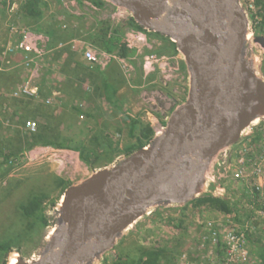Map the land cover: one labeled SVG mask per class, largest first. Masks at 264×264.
Wrapping results in <instances>:
<instances>
[{
  "label": "water",
  "instance_id": "95a60500",
  "mask_svg": "<svg viewBox=\"0 0 264 264\" xmlns=\"http://www.w3.org/2000/svg\"><path fill=\"white\" fill-rule=\"evenodd\" d=\"M103 1L126 12L121 21L131 18L175 44L188 74L187 96L177 106L171 100L165 130L147 146L68 186L44 251L30 260L13 252L16 264H98L156 208L217 196L213 160L264 121V64L250 48L239 0ZM253 41L264 48L263 35Z\"/></svg>",
  "mask_w": 264,
  "mask_h": 264
},
{
  "label": "trees",
  "instance_id": "16d2710c",
  "mask_svg": "<svg viewBox=\"0 0 264 264\" xmlns=\"http://www.w3.org/2000/svg\"><path fill=\"white\" fill-rule=\"evenodd\" d=\"M11 1L0 0V9L5 10ZM56 1L60 2V0ZM74 1L79 5L84 1L88 2L98 10L111 7L110 4L103 0ZM255 3L260 9V20L254 23L253 30L256 35L264 36V1L256 0ZM50 6V0H22L19 10L24 16V22L32 31L44 34L49 38L48 48H57L58 54L56 57H60L63 54L66 55L62 70L60 69L61 73L65 72V68H69L74 64V68L71 70L72 73L70 72L74 80L67 85L62 84L60 91L67 97L64 107L69 109V119L70 116L72 118L68 120L72 122L69 127L80 122L79 118L82 117L80 130L87 133L88 139L81 143L72 142V140L68 141V136L65 137L59 129L65 119L54 117L53 114H50V116L43 115L45 109L41 108L42 106L36 108L33 102H24L25 105H28L26 106L27 114H31L33 118L37 114L42 115L44 123H40L33 133H27L21 129V132L16 131L18 135L16 142H7L6 145L3 144L0 147V180L7 176L8 168H11V165L15 163L14 161L19 153L31 150L36 146L72 150L78 153L80 160L85 164L93 168H101L111 164L116 156L122 154L128 156L134 151L147 146L152 141V127L142 122L139 118L128 116L123 111L127 105V99L123 93H120V90L127 85V81L122 76L119 68L107 67L104 70H100L83 66L75 59L77 51L72 50V41L81 39L99 51L115 53L121 58L128 59L135 54L126 48L124 42L125 32L131 29L144 33L150 40L158 41L160 46L157 45L152 50L158 56L175 57L178 55L175 44L167 37L142 29L131 18L118 23L112 22L110 18L98 21L84 36L79 33L80 27L78 28V26L75 27L76 24L74 25L75 22H80L84 15L77 16L66 9L60 8L58 15L62 20L58 21L55 17H52L46 22L44 15L50 11ZM185 69L184 63H181L180 70L185 71ZM85 83L89 85L88 90L83 87ZM137 83L141 84V77L138 78ZM41 90L42 87L40 92ZM47 94L49 93H43V96L45 97ZM98 99L111 108V113L108 116L102 114L103 107L96 103ZM82 102L92 105V108L89 107L90 109L83 111L81 109ZM52 119L53 122L54 120L57 121V126H53L54 124L50 121ZM261 123L259 130L253 137L254 142L264 140V121ZM1 128L2 124L0 123V130ZM124 128L127 131L125 140L127 142L122 144L121 134ZM1 134L3 132L0 131ZM115 135H117L116 139L114 138ZM68 186L69 184L64 180L55 178V187L65 190ZM248 198L254 208L264 211V190H254L253 197ZM47 200V194L34 193L29 198L26 197V200L18 201L15 204V211L20 216L19 223L21 224H19L20 226L17 225V227L19 228L18 235L21 236V239L36 227L40 229V232L48 227L49 222L44 215ZM190 205L193 208L204 206L224 215H231L236 212V208L227 197L220 198L212 195L200 197L185 204L183 209H187ZM155 213L158 216L160 215L159 211ZM168 220L170 224L174 221L172 218ZM236 220L237 218L234 221ZM182 223L183 221L179 220V224L175 226L178 228ZM250 232L246 233V239L249 242L253 238V233ZM252 243L257 249L255 256L258 263L264 264V240L256 239ZM172 248L168 246L147 248L136 241L124 246V241L122 240L115 248L119 250V253L112 260V264H175L177 252L175 248ZM13 249L19 250V248L12 247L10 241L0 238L1 264H6L8 253ZM103 264H106V261Z\"/></svg>",
  "mask_w": 264,
  "mask_h": 264
},
{
  "label": "rangeland",
  "instance_id": "374dc122",
  "mask_svg": "<svg viewBox=\"0 0 264 264\" xmlns=\"http://www.w3.org/2000/svg\"><path fill=\"white\" fill-rule=\"evenodd\" d=\"M50 1V11L46 12L44 15L46 22H48L47 20H50L52 17L61 21L62 19L58 15V10H60V8H68L69 10H72V12H77L79 15L82 14V16L84 15V18L81 20V22H83L82 25L75 26H78V28L80 27L79 33L89 31L93 26L92 24H94V19L98 20L99 18H104L103 14L106 15V12L104 13L101 10L93 9L91 7L92 5L85 1L81 5L74 0H60V2H57L56 0ZM69 2L73 3L69 4ZM239 2L240 5L243 6L247 0H239ZM65 4H68L67 8L65 7ZM9 17L11 19H9ZM1 18L2 19L0 20L2 21L3 28L6 32L8 23L12 21V19L15 21V19L12 18L7 9L3 12ZM15 18L20 24L28 27L22 20L23 18L21 15H17ZM29 22L31 23V21ZM28 28L31 29L30 27ZM146 38L148 39L147 42H149L148 47L144 48L142 52L153 53L152 50H154L159 42L153 39L150 40L148 37ZM177 56L181 58L180 62L183 63L182 56H180L179 53ZM181 63L180 66L177 64L179 69L181 67ZM133 64L135 68V66L139 64V61H136ZM136 71L137 74L134 76V83L136 86H139V88L133 90L131 88L129 89L127 85L124 86L125 89L126 87L129 89H127L128 91L126 93L127 105L123 110L128 116L132 118H139L142 122L149 124V120L152 118H157L158 120L167 119L174 107L185 101L188 88V74L186 69L185 71L180 70L181 74L178 79L165 81V85L162 84V77L158 74H156V76H154L151 80L144 82L142 73H139L138 66ZM70 72L69 68H65V72L63 74L68 78V82L62 83L63 85L69 84L71 81L70 78L73 79ZM49 73L46 72V75H50ZM139 77H141V84L137 83ZM62 84L59 83L58 86L52 84L51 89L48 90V93L56 91V95L52 93L53 96L51 97L55 99L50 105L45 104L44 100H42V97H44L43 92H39V104L35 107L40 108L42 106L41 108L45 109L43 115L50 116V114H53L54 117L56 116L57 118L66 120H64L63 125L59 129L65 137L68 136V141L72 140V142L78 143L84 142L88 139V136L85 131L83 132V130H80V122L83 120L82 117L79 118L80 122L70 126L72 128L69 127L72 122L68 120L72 118L70 116L69 119V109L64 107L67 97L65 98L66 95L60 91L62 89ZM83 87L84 89H89V85L86 83ZM57 92L59 94H63V96L58 97L59 94L57 95ZM146 95L151 96L153 104H155L152 105V111L149 110L150 104H148L145 100V98H147ZM172 99L176 100V104H174L175 106L171 104ZM26 101L32 102V100ZM96 103L100 105V107L105 104L99 99ZM89 107L92 108V105L82 102L81 109L83 111L90 109ZM12 111L14 112H11V109H1L0 107V123L2 124L0 131L3 132V134L0 135V147L3 146V144L6 145L7 142H16L18 137L16 131L21 132L20 129L30 133L25 127V123L27 121L30 120L36 122V129L40 123H44L42 115L37 114V116L33 118L31 117V114H27V110L22 113L15 110ZM3 119H10L11 121L8 125H5L2 122ZM50 121L54 124L53 126H57V121L54 120L53 122V119ZM126 135L127 131L126 128H124L121 134L122 144L127 142L125 141ZM116 136L117 135L114 136L115 139ZM50 148L60 151L51 153V156L49 155L48 159L31 163L27 162L25 159V153L30 150H25L24 152L19 153L17 155L18 157H16V160L14 161L15 163L11 165V168H8L9 171L7 176L0 180V238L5 241H10L12 247L19 248V250L13 249L10 253H8V256H10L13 252H17L22 259L30 260L37 257L44 251L46 246L45 239L50 229L57 223V212L55 210V206L58 204L64 191L61 188L55 187V178L64 180L70 186L81 182L83 179L90 176L94 171L103 168H93L85 164L80 160L78 153L72 150L57 149L53 147ZM255 149V151H257V148ZM54 155L57 156L54 157ZM123 156V154L116 156L111 164L104 167L111 166L117 159L122 158ZM76 158H78V160ZM225 186V197H227L236 208V212L234 214H220L204 206L193 208L190 205L185 210L183 209L184 205L178 207L160 206L156 208L150 216L129 227L122 234L117 245L123 240L124 246L130 245V243L134 241L147 248H158L160 246H168L172 248L173 246L177 252L175 264L180 262L183 254H187L189 261L193 264H202L205 261H209V259H206L207 256L214 255V253L216 255L218 252H221V249L219 247H215L211 241L206 243L204 242V238L208 236L207 231L209 228L207 224L211 223L212 225L217 226L222 222V224L228 223L236 225L238 228L248 229L251 231L250 233H253V238L251 239L252 241H247L246 247L248 249L250 260L254 261L257 249L252 242L256 239L264 240V214L260 215L263 210L254 208V205L251 201H249L248 197H250V195L247 193L245 185L243 186L242 184L235 182H225ZM34 193H45L48 195V200L45 203L44 215L46 216L49 225L47 228L42 229L41 232L40 229L36 227L32 232L25 234L27 236H24L21 239V236L18 235L19 228L17 227V225L20 226L19 224H21L19 223L20 216L17 214V211H15L14 206L18 201H24L26 200V197L29 198L30 195ZM156 211L160 212L159 216L155 213ZM169 218L174 219L173 223H169ZM235 218L239 221H234ZM179 220L183 221V223L177 228L176 226L179 224ZM49 236L50 235H48L47 238H49ZM115 248V251H112V253L114 252L117 255L119 250H116ZM112 253H109V255ZM249 264H252V262Z\"/></svg>",
  "mask_w": 264,
  "mask_h": 264
},
{
  "label": "built area",
  "instance_id": "2783aa9c",
  "mask_svg": "<svg viewBox=\"0 0 264 264\" xmlns=\"http://www.w3.org/2000/svg\"><path fill=\"white\" fill-rule=\"evenodd\" d=\"M22 0H12L8 4L7 10L10 12L12 19L7 25V32L10 37L9 43L5 46L4 51L1 52V65L0 71L3 72L5 68L13 66V62L10 58L16 54H20L22 57L21 65L23 69L28 71L25 81L13 89L11 92L1 94L0 97L5 100H21L35 101L39 99L40 87L38 84V78L36 73L38 72L40 62L44 60V57L49 52L48 43L49 39L46 36H42L38 33L31 31L29 28L16 21V13L19 10L20 2ZM256 0H247L243 4L242 8L249 19V31H250V48L264 64V48L253 41L257 36L254 33L253 25L260 20V9L256 6ZM73 3V2H71ZM69 2V4H71ZM68 4H65L67 8ZM74 7V6H73ZM93 9L95 7L91 6ZM75 8V7H74ZM109 18L112 22L118 23L125 17L126 12L123 9L116 8L114 6L109 7ZM67 10H69L67 8ZM98 10V9H96ZM71 14L81 16L77 12ZM16 15V16H15ZM9 19H11L9 17ZM147 36L136 30H127L124 34V42L128 50L133 51L135 57H141V73L144 82L151 80L158 74L165 81H172L178 79L181 72L176 63V57L158 56L152 53H143V49L148 47ZM72 50L78 52V48L73 44ZM82 60L85 62L89 69L98 68L100 70L106 69L111 63L116 62L120 67L123 74L129 77L135 72L132 58H121L115 53H107L105 51H99L92 45L84 44L81 51ZM145 100L150 104L149 110L152 111L153 101L151 96L146 95ZM55 98H48L45 100L46 105H50L54 102ZM7 105L3 106L6 109ZM168 119V118H167ZM167 119L158 120L152 118L149 120V125L153 129L152 141L158 137L165 130ZM10 119H3L2 122L8 125ZM261 122L253 123L246 131L242 140L233 146L221 151L213 160L209 176L212 182L217 184L216 195L220 198H225L226 186L225 182H235L245 185L247 193L250 197H253L254 190H264V140L255 141L253 137L259 130ZM36 122L27 121L25 127L28 132L33 133L36 131ZM151 141V142H152ZM257 148V151H255ZM60 150H54L50 147H35L32 150L25 153V159L27 162L43 161L48 159L51 153H56ZM63 151V150H62ZM258 152V153H256ZM256 154V155H255ZM51 156V155H50ZM57 155H54L56 157ZM78 160V158H76ZM152 214V213H151ZM150 214V215H151ZM264 211L260 214L263 215ZM149 215V216H150ZM208 226V236L204 238V242H212L215 247H219L221 252L216 255L207 256L202 264H249L251 262L248 249L246 247V233L248 229L238 228L236 225L223 223L217 226L211 223ZM209 238V239H208ZM110 250L104 253L99 259L98 264H112V260L116 258V254ZM109 253H112L109 255ZM178 264H193L189 261L187 254H183Z\"/></svg>",
  "mask_w": 264,
  "mask_h": 264
},
{
  "label": "crops",
  "instance_id": "0c3cea01",
  "mask_svg": "<svg viewBox=\"0 0 264 264\" xmlns=\"http://www.w3.org/2000/svg\"><path fill=\"white\" fill-rule=\"evenodd\" d=\"M6 9H7V7H6ZM6 9L5 10L0 9V19H2L1 18V15L3 14V12L6 11ZM109 9L110 8L101 10L104 13L106 12V15L103 14L104 18H101V19L100 18L98 20H95L94 19L93 20L94 24H92V25H96V23L98 21H101V20H104V19L109 18ZM50 14H51V12H50ZM16 15H21V17L23 18L22 20L24 21V16H23V14L21 12H19V10L17 11ZM82 23L83 22H81V21L80 22H75L74 25L76 24V25L81 26ZM4 32H5V30L3 28V23L1 21L0 22V65H1V52L4 51L5 46L10 41V37L8 35L7 30H6L7 33L6 32L4 33ZM35 33H37V32H35ZM84 33L86 34L87 31L86 32L83 31V33H82V35L85 36ZM38 34H40V33H38ZM41 35L46 36L44 34H41ZM73 42H74L73 44L76 45V47L78 48L77 56H76L75 59L78 62H80L83 66L87 67L86 64H85V62L82 60L81 51H82V48H83L84 44L86 45V44H89V43L86 42V41H83L81 39L74 40ZM57 51H58L57 48H50L49 49V52L44 57V60L42 62H40L38 72L36 73V76L38 78L39 87H40V89L42 87V90L41 91L43 93H47L48 90L51 89V85L52 84L55 85V86H58L59 83L62 84V83L68 82V78L66 77V75H64L63 73H60V69L62 67V64L64 65V63H65L66 55L63 54L60 57H56V55L58 54ZM133 57H130L132 59H135L133 61V63H135L136 61H139V64L137 66L139 68V73L141 74V57L140 56H137L135 58H133ZM138 57H140V58H138ZM10 60L13 62V66L10 67V68H5V70H3V72L0 71V93L1 94L9 93L13 89H15L18 85H21L25 81V78H26V76L28 74V71L25 70V69H23V67L21 65L22 57H21L20 54H16V55L12 56L10 58ZM180 61H181V58H179L177 56L176 57V63L179 66H180V63H181ZM137 66H135V72L128 79L125 77V75L121 71V69L118 66V64L111 63L108 66V68H110V67L111 68H113V67L119 68L122 76L127 81V86L129 87V89L131 88V89L134 90L136 88L137 89L139 88V86H136V84L134 83V76H136V74H137V71H136L137 70ZM73 68H74V64H72L69 67L70 71ZM49 71H50V73H49ZM46 72H48L50 75H48V74L46 75ZM70 79H71V81L74 80L72 78H70ZM162 84H164V85L166 84L165 83V80H163V79H162ZM128 87H126V89H125V87H122L121 90H120V93H123L125 95L126 99H127V94L126 93L129 90ZM52 93L54 95H56V91H53V92L47 94V96L42 97L43 98L42 100H44V102H45L46 99L52 98L51 97V96H53ZM58 94L59 93L57 92V95ZM60 96H63V94H59L58 97H60ZM65 98H66V96H65ZM24 102H27V101L25 99H21V100H14V99L13 100H5V99H3V98L0 97V105H1L0 107H1V109H3V106L4 105H7V109H11V112H14L12 110H15V111H18V112H21V113L24 112L27 109V107L24 104ZM32 102L35 105L39 104L38 100H35V101H32ZM102 107H103L102 114L104 116H108L111 113V108H109L108 105H106V104H103ZM113 119H116V118H113ZM106 120H108V119H106ZM254 259H255L254 261L251 260L252 264H259L258 263V260L256 259V256L254 257Z\"/></svg>",
  "mask_w": 264,
  "mask_h": 264
},
{
  "label": "bare ground",
  "instance_id": "6f19581e",
  "mask_svg": "<svg viewBox=\"0 0 264 264\" xmlns=\"http://www.w3.org/2000/svg\"><path fill=\"white\" fill-rule=\"evenodd\" d=\"M250 23V22H249ZM249 27H250V25L248 26V29H249ZM131 51V50H130ZM153 54V53H152ZM157 55V54H156ZM132 76V74L129 76V77H131ZM127 77V76H126ZM129 77H127V78H129ZM51 232L49 233V235H51L52 234V232H53V229H51L50 230ZM11 255V254H10ZM17 263V254H13V255H11V257H10V259H9V264H16Z\"/></svg>",
  "mask_w": 264,
  "mask_h": 264
},
{
  "label": "clouds",
  "instance_id": "9594fccd",
  "mask_svg": "<svg viewBox=\"0 0 264 264\" xmlns=\"http://www.w3.org/2000/svg\"><path fill=\"white\" fill-rule=\"evenodd\" d=\"M8 7V6H7ZM19 12H21L20 10H19ZM31 30V29H30ZM32 31V30H31ZM41 35V34H40ZM43 36V35H42ZM47 37V36H46ZM48 38V37H47ZM49 39V38H48ZM49 44V43H48Z\"/></svg>",
  "mask_w": 264,
  "mask_h": 264
}]
</instances>
